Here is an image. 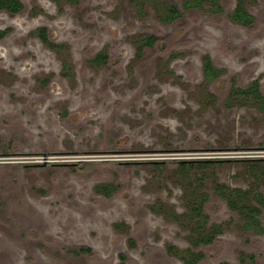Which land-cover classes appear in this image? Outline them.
<instances>
[{
    "label": "rangeland",
    "instance_id": "1",
    "mask_svg": "<svg viewBox=\"0 0 264 264\" xmlns=\"http://www.w3.org/2000/svg\"><path fill=\"white\" fill-rule=\"evenodd\" d=\"M22 1L20 14L0 10V264H185L188 249L197 264H264V231L215 187L264 179V107L225 103L254 79L264 94V0L247 3L250 27L228 17L237 0L172 24L132 0ZM40 26L55 47L32 34ZM150 34L159 41L140 51ZM206 55L223 69L213 81ZM202 191L207 226L222 230L195 247L177 215Z\"/></svg>",
    "mask_w": 264,
    "mask_h": 264
},
{
    "label": "trees",
    "instance_id": "2",
    "mask_svg": "<svg viewBox=\"0 0 264 264\" xmlns=\"http://www.w3.org/2000/svg\"><path fill=\"white\" fill-rule=\"evenodd\" d=\"M253 0H237L235 8L229 13L230 18L237 23L249 27L254 23V17L247 9V3ZM212 3V10L216 13L223 12L224 8L218 0H186L185 4L188 6H195L202 8L203 3ZM0 7L6 8L10 11L17 12L21 9L22 5L19 0H0ZM162 8H159V11ZM182 12L177 4H173L171 7L166 8V11L162 9L160 18L165 22H171L174 19L180 17ZM6 31H0V38L4 36ZM41 36L44 42L52 47H55L57 43L50 41L46 30H41ZM159 41V37L156 35H147L143 38L136 40L139 50L153 47ZM108 59L107 54L104 51L99 52L94 58L95 63H105ZM223 69L217 67L211 56L206 55L203 64V73L209 80L217 79ZM257 101L260 107H264V94L261 88V83L258 79H254L252 82L245 86L233 85L231 93L225 100L226 105H231V102L236 104L247 103L249 100ZM178 165V169L185 170L188 168H194L197 170V160H175L173 161ZM203 163H210L212 160H203ZM249 170L258 168L259 164L249 165ZM255 178L257 186L252 190H243L241 188H230L223 184L216 183L215 187L220 190V196L226 200L231 210L239 213V216L244 221V227L248 230L255 229L257 231H264L263 223L260 219V215L264 209V179L259 182L258 177L252 174ZM100 191H104L108 194L113 190L110 185L104 184L98 188ZM209 193L206 191L199 192L198 194L192 193L186 210L177 215L183 218L190 227V241L193 246L197 247L202 244H212L217 236L221 233V225L213 222L210 226H207L210 221V215L206 212L205 204L209 200ZM209 227V228H208ZM189 257H183L185 264H197V262L203 257L202 253L194 252L192 249H188Z\"/></svg>",
    "mask_w": 264,
    "mask_h": 264
},
{
    "label": "flooded vegetation",
    "instance_id": "3",
    "mask_svg": "<svg viewBox=\"0 0 264 264\" xmlns=\"http://www.w3.org/2000/svg\"><path fill=\"white\" fill-rule=\"evenodd\" d=\"M52 1H54L57 5H60V4H62V3H67V4H72V5H76V4H80L83 0H52ZM185 1L186 0H181V2H166V1H164V0H132V3H134V4H136L137 6H140V5H146V4H148V3H151V4H157V6H159V8H162L164 11H166V8H169V7H171L173 4H177L178 5V7H179V9H180V11L182 12V15L180 16V17H178V18H176V19H174L173 21H171V22H165V21H163L161 18H160V16H159V19H160V21L161 22H163V23H166V24H172V23H174L175 21H177L178 19H180L181 17H183L184 15H185V11H187V10H191V9H200L199 7H195V6H188L187 7V5L185 4ZM219 2H220V0H218ZM19 2L21 3V5H22V7H21V9L19 10V11H17V12H13V11H10V10H8V9H6V8H1L0 7V10H3V11H6L7 13H9V14H12V15H17V14H20V13H22L24 10H25V4H24V2L22 1V0H19ZM221 3V2H220ZM211 4V10H212V8H213V5H212V3H209V5ZM208 5V3H206V2H204L203 3V6H202V8H205L206 6H209ZM222 5V4H221ZM222 7L224 8V6L222 5ZM235 8V7H234ZM233 8V9H234ZM162 9L160 10V12L162 11ZM232 9V10H233ZM231 10V11H232ZM213 11V10H212ZM224 11H225V8H224ZM231 11H229L228 12V17L230 18V15H229V13L231 12ZM250 12V11H249ZM219 13H221V12H219ZM251 13V12H250ZM252 14V13H251ZM253 15V14H252ZM254 17V16H253ZM230 20L231 21H233V22H236V21H234L233 19H231L230 18ZM255 20V19H254ZM237 23V22H236ZM239 24V23H238ZM241 25V24H240ZM241 26H243V25H241ZM244 27H246V26H244ZM250 27V26H249ZM41 30H46V32H47V35H48V38L50 39V41H52V42H54L53 40H52V38H51V36H50V31H49V28H47L46 26H40V27H37L36 29H34L33 31H32V34L33 35H35V36H38L39 37V39L44 43V44H47L46 42H44L43 41V39H42V36H41ZM0 31H6L5 32V34H4V36L2 37V38H0V40L1 39H3V38H5L6 36H7V34L10 32V29L9 28H4V29H1L0 28ZM151 35V34H150ZM54 43H56V42H54ZM47 45H49V44H47ZM106 53V52H105ZM107 54V53H106ZM108 56V55H107Z\"/></svg>",
    "mask_w": 264,
    "mask_h": 264
},
{
    "label": "built area",
    "instance_id": "4",
    "mask_svg": "<svg viewBox=\"0 0 264 264\" xmlns=\"http://www.w3.org/2000/svg\"><path fill=\"white\" fill-rule=\"evenodd\" d=\"M252 156V155H251ZM246 157H250V155H247Z\"/></svg>",
    "mask_w": 264,
    "mask_h": 264
}]
</instances>
